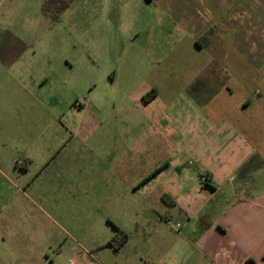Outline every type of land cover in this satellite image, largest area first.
Listing matches in <instances>:
<instances>
[{"label":"rangeland","instance_id":"rangeland-1","mask_svg":"<svg viewBox=\"0 0 264 264\" xmlns=\"http://www.w3.org/2000/svg\"><path fill=\"white\" fill-rule=\"evenodd\" d=\"M42 2L0 0V63L48 79L13 95L0 65V264L156 259L142 227L164 222L166 207L157 181L149 192L135 185L159 167L162 143L173 144L160 115L184 95L199 55L183 48L177 69L173 52L155 50L143 0H65L57 15ZM113 225L129 236L119 251L106 245Z\"/></svg>","mask_w":264,"mask_h":264},{"label":"crops","instance_id":"crops-1","mask_svg":"<svg viewBox=\"0 0 264 264\" xmlns=\"http://www.w3.org/2000/svg\"><path fill=\"white\" fill-rule=\"evenodd\" d=\"M143 1L155 50L173 52L177 69L183 48L199 55L184 95L160 115L173 144L156 130L159 167L135 185L149 192L157 181L156 196L172 202H163L164 222L142 227L145 254L154 264H264V0ZM0 65L13 95L48 82L22 76L31 70L19 61ZM156 97L152 90L145 103Z\"/></svg>","mask_w":264,"mask_h":264},{"label":"trees","instance_id":"trees-1","mask_svg":"<svg viewBox=\"0 0 264 264\" xmlns=\"http://www.w3.org/2000/svg\"><path fill=\"white\" fill-rule=\"evenodd\" d=\"M67 6H68V2H65V0H43V2L41 4V10H42L43 13L46 14L50 9H54L55 13L57 15L63 9H65ZM153 173L154 172L150 173L146 178H144L143 181H145L148 178H150L153 175ZM204 182H206V180ZM162 200L168 206L172 205V202L166 200L164 197H162ZM127 237L128 236H127V234L125 232H121L119 230V232H117L112 238H110V240H108L107 245H109L113 249H117L124 243V241L127 239Z\"/></svg>","mask_w":264,"mask_h":264},{"label":"built area","instance_id":"built-area-1","mask_svg":"<svg viewBox=\"0 0 264 264\" xmlns=\"http://www.w3.org/2000/svg\"><path fill=\"white\" fill-rule=\"evenodd\" d=\"M201 181H205V177L201 176ZM141 264H154L153 260L150 257H144L141 259Z\"/></svg>","mask_w":264,"mask_h":264}]
</instances>
